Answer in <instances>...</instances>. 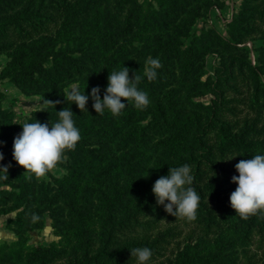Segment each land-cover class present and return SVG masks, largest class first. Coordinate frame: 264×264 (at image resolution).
<instances>
[{
    "label": "rangeland",
    "instance_id": "374dc122",
    "mask_svg": "<svg viewBox=\"0 0 264 264\" xmlns=\"http://www.w3.org/2000/svg\"><path fill=\"white\" fill-rule=\"evenodd\" d=\"M140 1L143 21H147L152 9H162L166 0ZM223 1L222 6L210 1L199 5L201 15L191 24V36L182 38L184 47L193 43L194 35L212 26L228 35L226 23L237 13L242 0ZM95 2L90 10L77 15L66 33L52 35L44 41L40 51L28 47L25 56L35 58L39 66L48 70L54 62L67 67V57L90 54V58L78 59L85 69L83 74L78 68L69 67L70 75L56 87L42 91L22 88L8 79L0 82V89L6 94L1 105L7 112L0 120V136L3 141L12 143L23 130L20 124L36 120L45 123L34 111L56 109L65 101V88L71 84L77 83L89 96L87 110L83 112L75 103L67 101L75 126L78 129L89 127L88 134L81 135L75 148L67 150L64 159L44 178L32 176L29 179L30 174L19 165L2 166L8 167V178L5 179V173L0 171V258L5 253L19 251L27 262L30 261L27 264H31L41 246L66 254L81 243L84 234L100 238L108 227L105 219L109 212L115 221L142 205H147L150 216L159 214L165 208L156 203L152 188L162 176L158 159L168 160L161 143L173 133L156 132L151 128L145 133L143 125L152 115H159V111L167 117L177 111L184 119L203 114V106L214 97L212 80L216 78L215 68L223 53L220 49L210 48L203 58L204 68L188 76L182 75L174 60L160 57L157 39L165 42V35L159 38L152 32L137 31L121 37L115 47L106 51V33L111 28L122 30L128 5L119 0ZM262 43L263 38L258 36L244 42L251 49L250 58L254 63L258 55L256 49ZM15 56V52L1 53L0 71L11 65ZM149 58L158 59L160 63L156 79L151 81L144 76ZM124 66L129 69L130 78L134 73L142 77L138 88L148 94V113L122 98L126 107L120 115L114 116L108 109L103 115L97 114L91 89L99 87L103 99L108 84V79L100 77V70L119 71ZM86 69L95 74L89 75ZM44 99L60 103L54 108ZM136 121L141 124L134 128ZM186 243L181 245L180 264H242L244 261L245 244L239 232L231 229L225 228L210 236L199 234ZM176 249L173 251L178 254ZM176 255H171L173 264Z\"/></svg>",
    "mask_w": 264,
    "mask_h": 264
},
{
    "label": "trees",
    "instance_id": "16d2710c",
    "mask_svg": "<svg viewBox=\"0 0 264 264\" xmlns=\"http://www.w3.org/2000/svg\"><path fill=\"white\" fill-rule=\"evenodd\" d=\"M206 1L218 6L225 4L223 0H166L162 9H152L150 19L143 21L140 0H119L128 5V11L122 30L111 28L106 33L105 45L107 51L121 37L137 31L152 32L159 38L165 35V42L157 39L160 57L168 56L178 63L183 76L204 68L203 58L210 48L223 52L215 68L216 78L212 80L214 97L203 106V114L184 119L177 111L170 117L159 111V115H152L143 125L145 133L150 128L173 133L161 143L168 160L158 159L157 165L162 176L171 167L190 166L193 176L190 186L201 197L196 218L175 217L165 209L150 216L147 205L139 206L120 221L113 220L109 212L105 219L108 227L100 238L84 234L81 243L66 254L41 246L31 264H136L130 251L135 247L151 249L148 264H173L171 255L177 254L173 251L177 248L175 264H180L183 242L199 234L210 236L225 228L239 232L246 246L242 264H264V212L244 219L230 205V195L237 188L231 178L239 174L235 165L242 159L264 155V0H242L237 13L226 23L228 35L212 26L194 35L193 43L184 47L182 38L191 36V24L201 15L199 5ZM95 3V0H0V54L15 52L16 55L13 63L0 71V82L8 79L22 88L42 91L56 87L70 75L69 67L78 68L83 74L85 69L78 59L90 58V54L67 57V67L54 62L48 70L39 66L35 58L25 56L28 47L38 51L52 35L66 33L77 15L90 10ZM257 36L263 38V43L256 49L254 63L250 58L251 49L244 42ZM86 71L89 75L95 74L91 69ZM100 71V77L107 79L112 69ZM5 98L0 89V120L7 115L1 105ZM63 108H67V101L56 109H36L34 114L51 127V123L58 121L57 112ZM142 112L148 113V106ZM140 124L141 121H136L133 127ZM88 128L79 129L80 135L88 134ZM1 137L0 153L4 159L0 166L18 165L12 154L13 143ZM5 254L0 264L30 262L19 251Z\"/></svg>",
    "mask_w": 264,
    "mask_h": 264
},
{
    "label": "clouds",
    "instance_id": "9594fccd",
    "mask_svg": "<svg viewBox=\"0 0 264 264\" xmlns=\"http://www.w3.org/2000/svg\"><path fill=\"white\" fill-rule=\"evenodd\" d=\"M146 63L149 66L145 68L144 76L150 81L155 80L156 69L160 67L159 60L149 58ZM107 79L108 84L103 99L99 95V87L91 89L93 108L97 114L103 115L105 109H108L114 116L120 115L126 107L125 103L121 102L122 98L132 102L138 110H144L149 105L148 94L138 88L142 80L140 75L134 73L130 78L129 69L124 66L119 71L113 70L109 73ZM63 96L65 101L75 103L81 112L87 110L89 96L84 94V89L81 90L77 83L65 88ZM44 102L54 108L60 103V101L52 102L45 99ZM57 114L58 121L51 123V127L38 120L20 124L23 130L14 138L12 154L16 163L30 174L29 179L32 176L38 179L44 178L64 159L65 152L73 150L81 139L71 108H63ZM3 159L4 156L0 153V161ZM235 168L239 175H234L231 182L238 186L230 195L231 207L244 219L258 212H264V155L257 154L252 159H242ZM0 171L5 173L4 178L7 179L8 167H2ZM190 173L188 164L171 167L166 176H161L155 181L152 192L156 203L163 205L166 212L175 217L194 220L201 197L190 186L193 182V176ZM186 185L189 186L185 187ZM130 251L131 258L136 259V264H148L152 257V251L148 247H135Z\"/></svg>",
    "mask_w": 264,
    "mask_h": 264
},
{
    "label": "crops",
    "instance_id": "0c3cea01",
    "mask_svg": "<svg viewBox=\"0 0 264 264\" xmlns=\"http://www.w3.org/2000/svg\"><path fill=\"white\" fill-rule=\"evenodd\" d=\"M237 4H235V6H236ZM225 20V19H224Z\"/></svg>",
    "mask_w": 264,
    "mask_h": 264
}]
</instances>
